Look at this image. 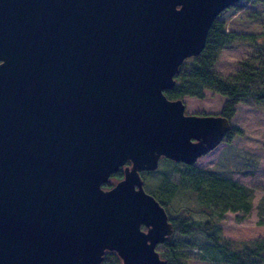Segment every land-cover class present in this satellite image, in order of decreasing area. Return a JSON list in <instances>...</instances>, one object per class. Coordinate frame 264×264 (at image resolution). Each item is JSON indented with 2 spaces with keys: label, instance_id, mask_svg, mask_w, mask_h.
I'll list each match as a JSON object with an SVG mask.
<instances>
[{
  "label": "water",
  "instance_id": "95a60500",
  "mask_svg": "<svg viewBox=\"0 0 264 264\" xmlns=\"http://www.w3.org/2000/svg\"><path fill=\"white\" fill-rule=\"evenodd\" d=\"M238 1L0 0V264H166L172 224L140 173L230 131L163 92Z\"/></svg>",
  "mask_w": 264,
  "mask_h": 264
},
{
  "label": "trees",
  "instance_id": "16d2710c",
  "mask_svg": "<svg viewBox=\"0 0 264 264\" xmlns=\"http://www.w3.org/2000/svg\"><path fill=\"white\" fill-rule=\"evenodd\" d=\"M236 24L245 25L251 31L237 32L233 30V25ZM240 46L252 48L251 55L239 63L240 68L236 72L224 78L217 76L213 65L219 53ZM174 81V86L163 92L168 99H203L207 91L220 95L225 101L218 115L228 120L233 117L238 104L264 110V0H240L221 11L208 30L201 53L183 61ZM233 132L236 130L230 128L225 138L229 139ZM168 162L172 171L178 175L177 181L164 176L159 181L157 190L147 188L150 191L148 194L163 208L179 190H185L186 197L191 202L186 214L180 212L172 216L166 212L173 231L160 244L166 248L159 254L160 258L166 264H185L183 249L187 247L197 248L202 261L264 264V241H231L220 235V219L226 212L242 215L249 212L251 190L211 170H201L193 165L187 166L170 160ZM154 173L157 170L143 172L147 177ZM114 177L120 179L121 174ZM194 204L197 205L195 210L204 213L207 219L198 221L191 217V207ZM196 233L203 236L199 243H182L179 238L178 243L175 241V235L189 237ZM100 264H120V259L114 252H105Z\"/></svg>",
  "mask_w": 264,
  "mask_h": 264
},
{
  "label": "rangeland",
  "instance_id": "374dc122",
  "mask_svg": "<svg viewBox=\"0 0 264 264\" xmlns=\"http://www.w3.org/2000/svg\"><path fill=\"white\" fill-rule=\"evenodd\" d=\"M233 30L242 33L251 31L242 24L233 25ZM252 51V48L245 46L222 50L213 65L214 73L224 78L236 72L240 68L239 63L245 61ZM181 100L186 115H218L225 101L222 96L208 91L205 92L203 99L184 97ZM230 127L236 132H233L229 139L224 138L213 150L199 157L193 166L201 170H211L219 176L246 186L252 192L251 208L247 214L226 212L222 216L221 237L231 241H264V110L238 104L230 119ZM168 161L160 158L157 173L149 174L148 177L143 172L140 173L143 190L146 193H150L149 188L157 190V185L164 176L177 181L178 175L172 171ZM117 173L109 178V185L114 186L118 182L114 177ZM102 188L106 190V184L102 185ZM186 194L185 190L177 191L172 201L165 205V211L172 216L180 212L186 214L191 202ZM196 207L195 204L191 207L193 208L191 217L198 221L207 219L204 213L195 210ZM178 238L182 243L187 241L199 243L203 240L199 233L189 237L175 235L177 243ZM165 249L162 245L156 247L159 254ZM183 253L185 264H221L200 260L197 248L185 247Z\"/></svg>",
  "mask_w": 264,
  "mask_h": 264
},
{
  "label": "flooded vegetation",
  "instance_id": "af4514ba",
  "mask_svg": "<svg viewBox=\"0 0 264 264\" xmlns=\"http://www.w3.org/2000/svg\"><path fill=\"white\" fill-rule=\"evenodd\" d=\"M122 172H123V168H120L117 174H121ZM111 176H112V175H111ZM111 176H110V177H111ZM121 178H122V174H121ZM121 178H120V179H121ZM120 179H118V181H119ZM106 185H108V187L106 188V190H108V189H110V188L112 187V186H110L108 183H107Z\"/></svg>",
  "mask_w": 264,
  "mask_h": 264
}]
</instances>
